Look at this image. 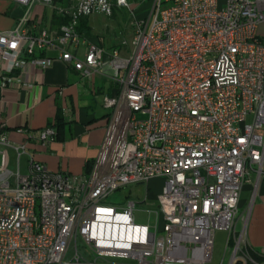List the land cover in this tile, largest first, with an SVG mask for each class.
<instances>
[{
    "label": "built area",
    "instance_id": "1",
    "mask_svg": "<svg viewBox=\"0 0 264 264\" xmlns=\"http://www.w3.org/2000/svg\"><path fill=\"white\" fill-rule=\"evenodd\" d=\"M13 1L25 11L0 30V86L19 82L11 73L28 63L50 66L44 50L83 77L109 69L116 86L102 98L105 136L88 174L51 173L32 160L22 173L25 142L49 143L55 129H18L26 140L14 144L0 123V264H207L218 230L227 232L226 264H264L248 247L246 214L235 228L249 171L264 173V0H144L139 13L131 0ZM35 4L67 21L33 35ZM122 8L132 17L129 51L106 52L77 30L81 17ZM155 178L163 185L152 223L133 215L147 196L103 204Z\"/></svg>",
    "mask_w": 264,
    "mask_h": 264
},
{
    "label": "crops",
    "instance_id": "2",
    "mask_svg": "<svg viewBox=\"0 0 264 264\" xmlns=\"http://www.w3.org/2000/svg\"><path fill=\"white\" fill-rule=\"evenodd\" d=\"M24 11V7L13 0H0V30L12 29ZM28 18L27 28L33 35L42 31L57 32L63 24L55 12L40 4L31 8ZM90 39L103 47L94 38ZM86 44H80L76 51L78 59L83 58ZM109 48L114 47H108V51ZM41 54L55 58L50 66L42 69L28 63L11 73L20 78L19 82L0 86V123H3L8 139L19 144L26 136L18 129H41L52 125L60 116L63 122L57 128L55 140L46 144L32 140L25 142L19 170L27 172L28 162L32 160L43 164L51 173L88 174L105 136L109 110L102 105V98L114 92L116 85L110 77L111 71L93 72L87 78L74 68L72 62L59 59L56 51L44 50ZM7 153L9 167L15 168L13 150L9 149ZM245 214L248 247L258 261L264 262V255L258 253L264 249V173L258 178L255 171L250 170L242 185L236 231L242 225L240 216ZM228 251L224 247L223 257L217 264L227 263L229 255L227 260L225 255Z\"/></svg>",
    "mask_w": 264,
    "mask_h": 264
},
{
    "label": "rangeland",
    "instance_id": "3",
    "mask_svg": "<svg viewBox=\"0 0 264 264\" xmlns=\"http://www.w3.org/2000/svg\"><path fill=\"white\" fill-rule=\"evenodd\" d=\"M133 4H137L136 13L143 12L147 9V4L144 0H131ZM131 15L126 8L115 9L111 16L102 14H95L89 16L88 26L90 27V37L94 41L102 43L104 51H108V47H121L122 52L129 51V42L132 36ZM110 49V48H109ZM112 49V48H111ZM110 49V50H111ZM109 52V51H108ZM137 117H140L137 115ZM163 179H151L148 183L143 182L136 185L123 186L111 193H109L103 200V204L119 205L125 204L127 200L142 201L144 197L147 201L137 203L134 207L133 215L134 220L138 223L153 222L154 213L157 209L154 204L155 196L161 191ZM226 232L216 231L214 234L212 261L207 264H217L223 257L225 247ZM70 253L65 261L68 262ZM229 255V251L225 255V260Z\"/></svg>",
    "mask_w": 264,
    "mask_h": 264
},
{
    "label": "trees",
    "instance_id": "4",
    "mask_svg": "<svg viewBox=\"0 0 264 264\" xmlns=\"http://www.w3.org/2000/svg\"><path fill=\"white\" fill-rule=\"evenodd\" d=\"M55 14L57 15L58 18H60V21H62V23H65L67 21L66 16L58 15L57 13H55ZM87 22H88L87 17H81L79 19L77 30L79 32H84L86 35H90V27L88 26ZM62 122H63V119L60 116H58L56 118V121L52 125H50V126L54 127V129H55V138H54V140L57 137V128L60 127V124Z\"/></svg>",
    "mask_w": 264,
    "mask_h": 264
}]
</instances>
